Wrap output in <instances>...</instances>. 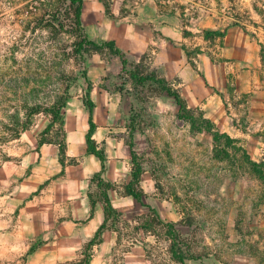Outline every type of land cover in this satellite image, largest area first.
I'll return each instance as SVG.
<instances>
[{"label": "rangeland", "instance_id": "obj_1", "mask_svg": "<svg viewBox=\"0 0 264 264\" xmlns=\"http://www.w3.org/2000/svg\"><path fill=\"white\" fill-rule=\"evenodd\" d=\"M144 1L177 20L189 58L208 55L219 66L222 84L215 88L227 97L234 128L223 120L211 123L231 145L203 130L198 119H207L204 112L189 109L197 119L193 128L177 119L173 99L158 83L135 84L129 71L174 88L143 59H127L123 70L108 48H79L89 37L74 25L68 0H0V147L24 132L62 142L73 112L83 114L89 95L99 101V123H109V154L121 160L128 155V174L132 145L143 171L137 186L142 205L125 203L126 179H120L116 196L125 200L109 217L117 240L108 264H180L169 252L166 225L178 234L186 264H264V185L241 151L264 163V123L257 120L264 112L235 91L236 72L224 71L226 27L237 24L251 35L264 30V0Z\"/></svg>", "mask_w": 264, "mask_h": 264}, {"label": "crops", "instance_id": "obj_2", "mask_svg": "<svg viewBox=\"0 0 264 264\" xmlns=\"http://www.w3.org/2000/svg\"><path fill=\"white\" fill-rule=\"evenodd\" d=\"M104 1L107 8L101 0H83L81 24L90 41H112L126 59H143L170 82L189 109L204 112L214 124L223 120L225 127L234 128L223 102L227 97L216 89L222 84L219 66L208 55L189 58L176 19L160 12L152 1ZM253 34L237 24L226 27L224 71L236 72L235 91L249 96L260 113L264 30L258 27ZM91 102L92 148L87 144V107L83 114L73 112L62 142H41L37 135L24 132L0 147V264L110 263L107 256L117 239L100 198L105 196L113 210L123 205L125 199L119 200L116 192L125 178V203L136 202L125 192L134 168L133 148L129 147L132 170L126 174L128 155L123 153L121 160L109 154V123H99V101ZM257 120L264 123V115Z\"/></svg>", "mask_w": 264, "mask_h": 264}, {"label": "trees", "instance_id": "obj_3", "mask_svg": "<svg viewBox=\"0 0 264 264\" xmlns=\"http://www.w3.org/2000/svg\"><path fill=\"white\" fill-rule=\"evenodd\" d=\"M70 2V7L74 10V25L76 26L78 31H82L83 28L81 26V9H82V3L83 0H68ZM103 1L104 6L107 8V4L104 0ZM209 32H205L207 34ZM213 34L220 35L221 37L224 35V33H218L214 32ZM83 46L90 47L93 50H101L103 48H108L114 55L119 57L120 63H121V69H125V65L127 64V59L125 55L115 47L114 42L108 41V42H102L100 45L94 43L93 41L88 40L85 36L82 37V41L78 44L79 48H82ZM81 56V55H80ZM131 79L134 81L135 84L143 85L149 81H155L158 83L161 87V89L173 99L175 106L177 107V119L179 121H185L189 120L192 124V127L194 128L196 125L197 119H195L192 115V112L189 110V108L186 105L185 100L180 96V94L172 89L169 85L165 84V82L162 79H158L155 76H140L137 71H129ZM86 107L88 110L89 115V133L87 135V144L90 148H92V143L90 140V135L94 129V126L91 122V112L93 103L89 99V95H87V101H86ZM199 124L200 126L204 127V131L211 136L213 141H219L221 138H224L228 144L231 145L233 142L231 138L226 134H219L215 129L211 121L203 118L202 116L199 117ZM200 127V129L202 128ZM129 147L132 149V145H129ZM241 150V148H238ZM243 153V157L245 160V163L251 168V171L255 174V176L262 182L264 185V163L263 162H254L250 159L249 155L246 153L245 150H241ZM131 157H132V163H133V171L131 174V180L129 184L125 187V192L128 196H131L137 203L142 205V197L140 192L137 190V185L139 183L140 175H141V167L136 163V155L133 151H131ZM99 159L103 161V157L101 153L99 152ZM101 201L104 204L105 207V215L106 217H110L115 211L110 207L108 199L104 196L100 198ZM166 227L169 229V232L172 234L171 238V244L169 246V252L171 254V257L174 261L180 263V264H186L185 262V252L183 251V248L180 246V240L178 234H176L173 231V227L166 225Z\"/></svg>", "mask_w": 264, "mask_h": 264}]
</instances>
